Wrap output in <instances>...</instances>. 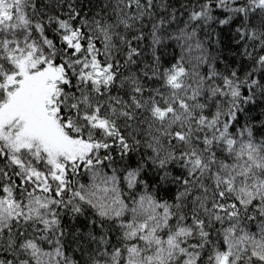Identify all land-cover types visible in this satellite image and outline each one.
Returning a JSON list of instances; mask_svg holds the SVG:
<instances>
[{
  "label": "snow or ice",
  "instance_id": "snow-or-ice-1",
  "mask_svg": "<svg viewBox=\"0 0 264 264\" xmlns=\"http://www.w3.org/2000/svg\"><path fill=\"white\" fill-rule=\"evenodd\" d=\"M0 264H264V0H0Z\"/></svg>",
  "mask_w": 264,
  "mask_h": 264
}]
</instances>
